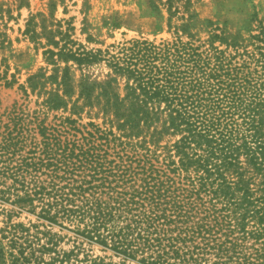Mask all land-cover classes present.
Instances as JSON below:
<instances>
[{
	"label": "trees",
	"instance_id": "obj_1",
	"mask_svg": "<svg viewBox=\"0 0 264 264\" xmlns=\"http://www.w3.org/2000/svg\"><path fill=\"white\" fill-rule=\"evenodd\" d=\"M26 35L38 44L44 38L51 49L43 55L55 67L105 61L122 78L124 94L114 93L116 80L72 83L68 67L52 78L56 83L29 78L30 93L45 96L47 111L67 114L60 125L76 133L43 150L45 168L53 167L46 185L27 180L36 164L22 161L0 168L12 181L1 194L138 264H264V26L248 45L217 35L200 42L183 25L170 42L130 41L104 55L75 48L67 32L44 27ZM27 89L21 87L24 94ZM95 107L109 128L80 124ZM165 137L176 139L162 145ZM111 144L122 147L112 166L100 153ZM9 147L0 144V159ZM125 211V225H109ZM12 231L16 240L0 241V264H104L60 253L53 244L35 250L18 241L36 239L27 228ZM46 254H52L48 260Z\"/></svg>",
	"mask_w": 264,
	"mask_h": 264
},
{
	"label": "rangeland",
	"instance_id": "obj_2",
	"mask_svg": "<svg viewBox=\"0 0 264 264\" xmlns=\"http://www.w3.org/2000/svg\"><path fill=\"white\" fill-rule=\"evenodd\" d=\"M171 6V10H168ZM188 26L189 33L200 42L208 41L212 35L227 41L237 39L248 45L251 35L257 34L258 27L264 26V0H0V144L10 145L5 156L0 159V168H17L24 162L35 163L26 173L27 180L35 177L39 182L49 181L50 171L46 169L44 151L57 148L59 141L73 140L75 131L65 129L60 121L68 116L62 111H47L43 105L44 95L31 94L27 89L29 78L41 76L43 83H56L52 78L61 77L62 70L68 67L72 83L78 84L86 79L89 83L112 84L114 93L122 98L123 80L112 74L105 61H99L82 67L60 61L58 67L49 64L43 55L46 46L43 37L40 44L26 35V30L42 29L67 32L70 39L88 52L105 51L114 53L116 48L130 41H147L158 45L174 39L176 29ZM67 30V31H66ZM58 37L56 38V40ZM185 40V37H184ZM215 46L225 50L218 40ZM252 48L248 46L247 50ZM232 54V51H226ZM106 59V58H102ZM50 78V79H49ZM113 83V82H111ZM26 88V94L21 90ZM47 91L51 90L48 86ZM90 114V115H89ZM81 125L93 122L100 128L104 125L103 115L98 107L81 115ZM82 129V127H77ZM113 132L116 133L113 129ZM79 138L80 135L76 134ZM176 138L165 137L162 145ZM103 148L107 163L119 162L122 156L121 146ZM36 149L35 153L30 150ZM13 153V154H11ZM118 153V154H117ZM118 155V156H117ZM39 160H43L41 163ZM2 161H5L4 163ZM134 165V164H133ZM0 191L12 185L10 178L0 176ZM11 194V193H10ZM107 200V196H102ZM39 208L26 207L21 210L13 203L8 193H0V241L9 245L12 226L22 225L36 239H18L30 241L37 250L41 245L52 247L56 251H74L81 259L85 254L101 259L104 264H138L124 259L111 250L78 236L74 228L66 223L63 226L52 225L38 217ZM120 217V218H117ZM130 214L117 212L110 222L123 226ZM2 234L6 239H1ZM29 250H27L28 252ZM49 255H44L48 260ZM52 257V256H50Z\"/></svg>",
	"mask_w": 264,
	"mask_h": 264
}]
</instances>
